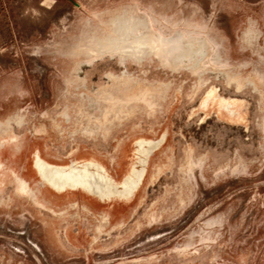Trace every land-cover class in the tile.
<instances>
[{
  "label": "rangeland",
  "instance_id": "obj_1",
  "mask_svg": "<svg viewBox=\"0 0 264 264\" xmlns=\"http://www.w3.org/2000/svg\"><path fill=\"white\" fill-rule=\"evenodd\" d=\"M132 129L166 135L134 220L48 252L35 149ZM0 264H264V0H0Z\"/></svg>",
  "mask_w": 264,
  "mask_h": 264
},
{
  "label": "crops",
  "instance_id": "obj_2",
  "mask_svg": "<svg viewBox=\"0 0 264 264\" xmlns=\"http://www.w3.org/2000/svg\"><path fill=\"white\" fill-rule=\"evenodd\" d=\"M138 134V131L134 132L132 129L131 132L125 133L124 135L120 136L116 134L110 139L98 141L97 147H91L89 145L83 146V151L80 153L81 157L76 161L81 160L98 162L104 166L106 171L110 173L112 177L114 176L113 178L116 181H122L129 173L127 169L130 164L129 161L131 160L133 146L139 139ZM162 146L163 144H160L151 153L149 159H151L152 156L156 154L155 152ZM54 149L56 151H54ZM54 149L49 150L47 146H40L35 149L34 154L35 157L36 154H38L46 161L56 165H69L72 161H74L67 159V156L69 155H66L67 151H64L61 147L56 146ZM154 171H156L155 168L152 169L150 173H146L140 187L135 191L132 197L125 198L127 201H124V203H116V205L111 206L106 205V203L97 204L92 197L93 194H90L86 190L85 192H87L88 195H83L81 193L77 194L69 190H78V188L58 190L48 183L55 192L54 196L51 194L48 195L47 190L42 188L41 194L43 196L40 203L44 207H52L53 210H59V212H55V214L58 215L59 221L65 222L64 224H60V226H58V247H55L53 243H48L46 250L51 253L58 251L72 252L75 250L85 252L90 251L91 248L98 244L100 240L98 232L101 231V228H106L109 225H122L126 222L129 223V221L134 220L139 202L143 200V196L139 197L137 196V193L143 186L148 188L154 182L156 179ZM37 174L38 177L43 180L38 169ZM44 183L45 182L43 180L41 185L44 186ZM139 198L141 201H139ZM99 199L104 202L109 201L101 198ZM74 207H80L83 211L80 214H73V216H79L78 222L70 223L69 217L72 216V214L68 211L70 208ZM81 220L82 222H80Z\"/></svg>",
  "mask_w": 264,
  "mask_h": 264
},
{
  "label": "bare ground",
  "instance_id": "obj_3",
  "mask_svg": "<svg viewBox=\"0 0 264 264\" xmlns=\"http://www.w3.org/2000/svg\"><path fill=\"white\" fill-rule=\"evenodd\" d=\"M165 138L166 135L157 140H138L135 160L122 181H116L104 166L95 161L80 160L72 161L69 165H56L36 154L35 166L43 180L58 190L82 188L103 200L130 198L140 187L146 175L151 153ZM27 183L23 179V187H28Z\"/></svg>",
  "mask_w": 264,
  "mask_h": 264
},
{
  "label": "flooded vegetation",
  "instance_id": "obj_4",
  "mask_svg": "<svg viewBox=\"0 0 264 264\" xmlns=\"http://www.w3.org/2000/svg\"><path fill=\"white\" fill-rule=\"evenodd\" d=\"M150 41H151L152 47H153V49H154V46H153V44H154V40H153L152 37H151ZM102 51H103V48L100 49V50H98V51H93V50H91L90 53L98 55V54H99L100 52H102ZM25 188H27V187H25Z\"/></svg>",
  "mask_w": 264,
  "mask_h": 264
}]
</instances>
